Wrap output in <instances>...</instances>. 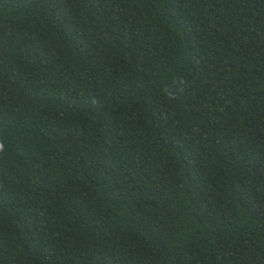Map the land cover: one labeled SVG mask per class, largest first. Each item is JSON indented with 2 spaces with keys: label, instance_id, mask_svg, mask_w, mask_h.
Listing matches in <instances>:
<instances>
[{
  "label": "trees",
  "instance_id": "1",
  "mask_svg": "<svg viewBox=\"0 0 264 264\" xmlns=\"http://www.w3.org/2000/svg\"><path fill=\"white\" fill-rule=\"evenodd\" d=\"M0 264H264V0H0Z\"/></svg>",
  "mask_w": 264,
  "mask_h": 264
}]
</instances>
